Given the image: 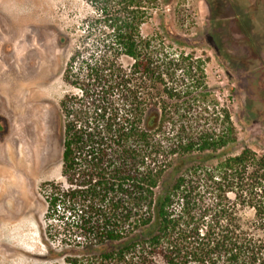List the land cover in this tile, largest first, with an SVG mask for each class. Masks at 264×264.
I'll return each instance as SVG.
<instances>
[{
  "label": "trees",
  "instance_id": "trees-1",
  "mask_svg": "<svg viewBox=\"0 0 264 264\" xmlns=\"http://www.w3.org/2000/svg\"><path fill=\"white\" fill-rule=\"evenodd\" d=\"M85 1L64 72L79 92L60 102L65 182L47 183L55 264H264V154H234L229 112L207 115L204 59L144 35L170 0Z\"/></svg>",
  "mask_w": 264,
  "mask_h": 264
},
{
  "label": "rangeland",
  "instance_id": "rangeland-1",
  "mask_svg": "<svg viewBox=\"0 0 264 264\" xmlns=\"http://www.w3.org/2000/svg\"><path fill=\"white\" fill-rule=\"evenodd\" d=\"M44 1L57 5L43 14L30 10L45 9ZM44 1L0 0V264L61 260L48 246L58 245L51 237L63 225L48 216L47 183L65 182L60 102L79 91L64 79V72L93 11L85 0ZM229 4L230 0H170L164 13L149 19L142 31L162 35L172 47L204 59L207 115L229 112L239 139L234 154L243 146L264 154L261 93L258 87L241 85L235 54L223 56L225 47L223 52L218 46L232 39L228 32H219L218 23L220 16L236 12ZM61 35L69 40L61 43ZM226 125L216 120V129ZM239 215L245 227L254 226L253 209H239Z\"/></svg>",
  "mask_w": 264,
  "mask_h": 264
},
{
  "label": "flooded vegetation",
  "instance_id": "flooded-vegetation-1",
  "mask_svg": "<svg viewBox=\"0 0 264 264\" xmlns=\"http://www.w3.org/2000/svg\"><path fill=\"white\" fill-rule=\"evenodd\" d=\"M229 5L236 12L220 16L218 23L219 32H228L232 39L226 43L221 41L218 46L221 51L225 47L223 56L230 51L235 54L237 58L234 57L233 62L238 66V81L241 85L247 84L248 89L258 87L264 111V0H230ZM239 7L242 12H237Z\"/></svg>",
  "mask_w": 264,
  "mask_h": 264
},
{
  "label": "bare ground",
  "instance_id": "bare-ground-1",
  "mask_svg": "<svg viewBox=\"0 0 264 264\" xmlns=\"http://www.w3.org/2000/svg\"><path fill=\"white\" fill-rule=\"evenodd\" d=\"M44 1V0H43ZM42 6H45V9L43 8H40L38 6H35V7H29L31 11L35 12V14H43L44 12H48L46 11L47 8H49L50 10H53L54 7L57 5L55 2H51V3H48L46 4V2L44 1V3H41ZM48 5V7H47ZM31 13V12H30Z\"/></svg>",
  "mask_w": 264,
  "mask_h": 264
}]
</instances>
